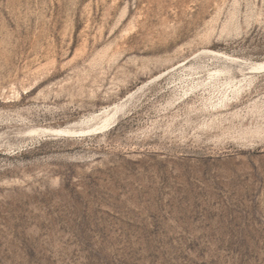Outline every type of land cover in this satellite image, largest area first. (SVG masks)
Wrapping results in <instances>:
<instances>
[{
    "label": "rangeland",
    "instance_id": "1",
    "mask_svg": "<svg viewBox=\"0 0 264 264\" xmlns=\"http://www.w3.org/2000/svg\"><path fill=\"white\" fill-rule=\"evenodd\" d=\"M264 0H0V264H264Z\"/></svg>",
    "mask_w": 264,
    "mask_h": 264
},
{
    "label": "bare ground",
    "instance_id": "2",
    "mask_svg": "<svg viewBox=\"0 0 264 264\" xmlns=\"http://www.w3.org/2000/svg\"><path fill=\"white\" fill-rule=\"evenodd\" d=\"M261 67H264V63L260 64Z\"/></svg>",
    "mask_w": 264,
    "mask_h": 264
}]
</instances>
